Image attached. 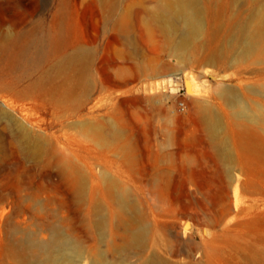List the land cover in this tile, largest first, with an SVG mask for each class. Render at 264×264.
<instances>
[{"label": "rangeland", "instance_id": "obj_1", "mask_svg": "<svg viewBox=\"0 0 264 264\" xmlns=\"http://www.w3.org/2000/svg\"><path fill=\"white\" fill-rule=\"evenodd\" d=\"M197 8L189 27L163 0H0V264L20 262L13 225L90 249L70 207L95 190L108 218L109 183L146 224L142 259L264 264V49L231 39L245 0ZM178 231L190 247L173 257Z\"/></svg>", "mask_w": 264, "mask_h": 264}, {"label": "bare ground", "instance_id": "obj_2", "mask_svg": "<svg viewBox=\"0 0 264 264\" xmlns=\"http://www.w3.org/2000/svg\"><path fill=\"white\" fill-rule=\"evenodd\" d=\"M163 1L169 4L176 3L178 13L184 16L185 23L189 27L196 24L198 16V0ZM172 1H175V3ZM245 1L247 2L248 7L247 12H236L235 14H232V23L235 28L232 30L231 39L236 46L244 45L246 51L264 49V9L262 6V0ZM188 34L189 32L187 31L185 33V38ZM184 42L185 41H183V43ZM8 104L15 106L13 101L8 102ZM242 108V111L239 112L241 116H248L250 118L253 116H250L253 113L248 111L249 108ZM251 119H253V117ZM255 120L259 121L260 116L258 115V118ZM22 132L25 136L26 128H22ZM104 195L108 196L110 200L108 203V218L104 217V208H102V206L95 200V190L93 191L88 210L83 212V208L79 204H74L70 207V211L74 213L76 217L80 218L79 224L71 228L70 234L75 235V237L81 236L88 239V242H93L91 248L88 250H85L79 244L80 242L78 240L79 243L74 238L64 235L63 226L61 225L52 226L50 229L52 238L48 241L38 240L32 235H28L27 237H25V235L23 239L19 238V230L13 225L12 232L15 246H13L12 249H16V252L19 251L20 262H18V264H117L114 260L115 257L121 251H126L133 247H135V256H138V260L135 264H171L159 254H153L148 259L141 258L145 249L143 240L145 238L146 224L144 223L136 204H133L128 199L125 191L115 184L109 183V187H106ZM112 205H118L120 209H115ZM80 212L83 213L79 214ZM98 215L99 220H94V217ZM109 223H115L118 230H123L126 233V237L121 242L122 237L116 232L118 230L112 229L111 241L106 245V248H98L95 228H105ZM47 227L50 228L49 225ZM185 229L187 228H184V230ZM177 233L178 234L175 235V246H169L170 251L168 250V253L173 257L185 255V247L186 245L189 246L187 241L189 237L185 239L179 235V231ZM184 236L187 237V235ZM121 264L126 263L125 261H122Z\"/></svg>", "mask_w": 264, "mask_h": 264}]
</instances>
